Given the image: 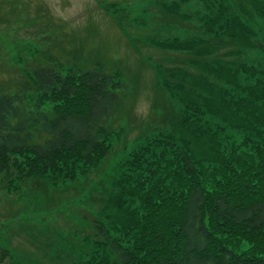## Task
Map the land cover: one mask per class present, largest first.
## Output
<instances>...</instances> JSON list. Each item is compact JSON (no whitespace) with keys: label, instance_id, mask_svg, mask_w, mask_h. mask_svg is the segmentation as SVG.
I'll list each match as a JSON object with an SVG mask.
<instances>
[{"label":"trees","instance_id":"obj_1","mask_svg":"<svg viewBox=\"0 0 264 264\" xmlns=\"http://www.w3.org/2000/svg\"><path fill=\"white\" fill-rule=\"evenodd\" d=\"M200 5L194 32L159 13L177 36L138 38L172 54L152 65L157 123L134 138L123 73L37 63L0 87V180L50 187L41 177L95 170L107 186L88 264H264V0Z\"/></svg>","mask_w":264,"mask_h":264},{"label":"rangeland","instance_id":"obj_2","mask_svg":"<svg viewBox=\"0 0 264 264\" xmlns=\"http://www.w3.org/2000/svg\"><path fill=\"white\" fill-rule=\"evenodd\" d=\"M200 8V0H0V87L13 89L20 69L27 73L37 63L75 69L101 66L123 73L129 85L137 84L125 94L128 138H134L141 127L157 123L149 113L152 65L165 52L172 54L145 45L139 36L147 32L146 26L154 33L177 36L169 25L157 26L154 17L159 13L178 14L184 18L183 28L194 32L201 23ZM146 135L152 138L155 133ZM95 172L74 181L54 174L41 177L50 187L29 181L10 186L0 180V264H88L84 253L91 242L84 238L94 237L89 226L102 208L105 194L100 191L106 193L107 188L95 186Z\"/></svg>","mask_w":264,"mask_h":264}]
</instances>
